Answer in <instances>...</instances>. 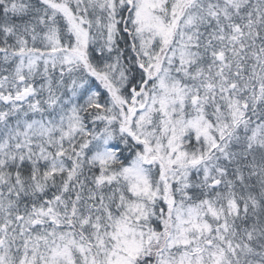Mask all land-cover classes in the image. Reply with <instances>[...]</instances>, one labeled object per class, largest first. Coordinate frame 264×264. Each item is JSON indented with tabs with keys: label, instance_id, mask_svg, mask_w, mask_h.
I'll list each match as a JSON object with an SVG mask.
<instances>
[{
	"label": "snow or ice",
	"instance_id": "6c2138e0",
	"mask_svg": "<svg viewBox=\"0 0 264 264\" xmlns=\"http://www.w3.org/2000/svg\"><path fill=\"white\" fill-rule=\"evenodd\" d=\"M0 264H264V0H0Z\"/></svg>",
	"mask_w": 264,
	"mask_h": 264
}]
</instances>
